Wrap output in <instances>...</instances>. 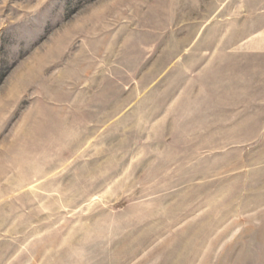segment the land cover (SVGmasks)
<instances>
[{"label":"rangeland","instance_id":"374dc122","mask_svg":"<svg viewBox=\"0 0 264 264\" xmlns=\"http://www.w3.org/2000/svg\"><path fill=\"white\" fill-rule=\"evenodd\" d=\"M0 264H264V0H0Z\"/></svg>","mask_w":264,"mask_h":264},{"label":"crops","instance_id":"0c3cea01","mask_svg":"<svg viewBox=\"0 0 264 264\" xmlns=\"http://www.w3.org/2000/svg\"><path fill=\"white\" fill-rule=\"evenodd\" d=\"M255 46H247V47H241V49H239V47L237 48V54L240 53L239 51L241 50V52H244L245 50H247L248 52H251L252 54L255 52ZM242 54V53H241ZM252 68H259V66L257 65L256 67L253 65Z\"/></svg>","mask_w":264,"mask_h":264}]
</instances>
